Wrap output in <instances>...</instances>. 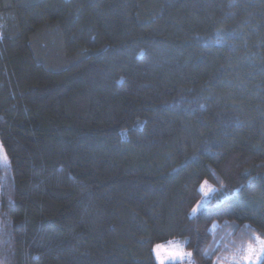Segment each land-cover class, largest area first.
<instances>
[{"label":"trees","instance_id":"16d2710c","mask_svg":"<svg viewBox=\"0 0 264 264\" xmlns=\"http://www.w3.org/2000/svg\"><path fill=\"white\" fill-rule=\"evenodd\" d=\"M0 152V264H245L264 0H0Z\"/></svg>","mask_w":264,"mask_h":264},{"label":"rangeland","instance_id":"374dc122","mask_svg":"<svg viewBox=\"0 0 264 264\" xmlns=\"http://www.w3.org/2000/svg\"><path fill=\"white\" fill-rule=\"evenodd\" d=\"M213 188L209 186H204L203 199L201 202L195 207L193 210V214H196L201 208L206 205V202L210 198L213 193ZM159 246L158 252L163 260V264H192V256L189 251H187L184 247V242L182 240H172L163 244H158ZM172 251H180L183 253H188L190 255L183 256H170L169 253ZM254 254L251 257L252 264H259L264 256V240L260 241L258 246H256L253 250ZM154 258L158 264H160V260L157 259L156 252L153 251ZM245 264H249V261L245 260Z\"/></svg>","mask_w":264,"mask_h":264},{"label":"snow or ice","instance_id":"6c2138e0","mask_svg":"<svg viewBox=\"0 0 264 264\" xmlns=\"http://www.w3.org/2000/svg\"><path fill=\"white\" fill-rule=\"evenodd\" d=\"M2 153V152H0ZM158 249H159V246L156 247V249H154L153 251L156 252L157 254V259L160 260V264H163V260L161 259L160 255H159V252H158ZM254 254L253 252V249L249 248L248 249V254L245 255L244 259L249 261V264H252V261H251V257L252 255ZM170 256H183V255H190L188 253H183V252H180V251H172L169 253Z\"/></svg>","mask_w":264,"mask_h":264}]
</instances>
